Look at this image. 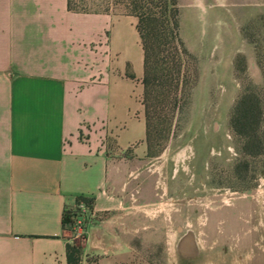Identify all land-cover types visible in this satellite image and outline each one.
<instances>
[{
	"label": "crops",
	"instance_id": "crops-1",
	"mask_svg": "<svg viewBox=\"0 0 264 264\" xmlns=\"http://www.w3.org/2000/svg\"><path fill=\"white\" fill-rule=\"evenodd\" d=\"M67 1L0 0V264H70L68 245L80 250L72 264H138L133 240L157 234L142 225L157 196L137 20L73 13ZM79 202L93 214L82 242L62 229ZM255 207L250 234L264 239V206ZM194 237L197 254L184 263L209 250L211 264H264L214 229Z\"/></svg>",
	"mask_w": 264,
	"mask_h": 264
},
{
	"label": "rangeland",
	"instance_id": "rangeland-1",
	"mask_svg": "<svg viewBox=\"0 0 264 264\" xmlns=\"http://www.w3.org/2000/svg\"><path fill=\"white\" fill-rule=\"evenodd\" d=\"M109 1L73 4L93 14L110 4V13L120 15L119 0ZM178 10V36L187 53L170 50L166 78L158 74L153 83L146 173L157 197L142 214V225L155 224L157 234H135L138 264L216 263L209 250L185 263L167 251L165 232L175 246L187 231L197 236L203 228L216 230L220 241L250 245L258 263L264 239L250 230L255 203L264 206V0H178ZM245 94L254 96L261 111L256 155L243 153V140L230 127Z\"/></svg>",
	"mask_w": 264,
	"mask_h": 264
},
{
	"label": "trees",
	"instance_id": "trees-1",
	"mask_svg": "<svg viewBox=\"0 0 264 264\" xmlns=\"http://www.w3.org/2000/svg\"><path fill=\"white\" fill-rule=\"evenodd\" d=\"M73 1H67L68 11L93 14L85 9H76ZM108 2L110 1L108 0ZM118 2L123 10L120 15L132 16L137 20L136 31L143 52L142 105L146 124V145L149 154L152 149L151 133L154 129L151 113L154 80L158 74H161L159 79L166 78L163 73L169 71L171 67L170 50H174L180 55L187 53L178 36V0H119ZM95 14H111L110 4L106 9ZM260 114L261 111L254 100V96L245 94L236 103L230 119V127L243 140L242 150L247 155L260 153L256 134ZM79 200L82 199L79 198ZM86 203L89 206V201ZM74 215V208L63 212L62 229L64 231L71 232ZM66 253L68 263L72 264L78 258L80 250L77 245H68Z\"/></svg>",
	"mask_w": 264,
	"mask_h": 264
},
{
	"label": "built area",
	"instance_id": "built-area-1",
	"mask_svg": "<svg viewBox=\"0 0 264 264\" xmlns=\"http://www.w3.org/2000/svg\"><path fill=\"white\" fill-rule=\"evenodd\" d=\"M75 215L73 217V224L71 227V233L73 239L82 242L85 236V225L87 219L93 216L89 207L82 202H79L74 207Z\"/></svg>",
	"mask_w": 264,
	"mask_h": 264
},
{
	"label": "water",
	"instance_id": "water-1",
	"mask_svg": "<svg viewBox=\"0 0 264 264\" xmlns=\"http://www.w3.org/2000/svg\"><path fill=\"white\" fill-rule=\"evenodd\" d=\"M176 252L181 259H193L197 254L194 233L187 231L175 245Z\"/></svg>",
	"mask_w": 264,
	"mask_h": 264
}]
</instances>
